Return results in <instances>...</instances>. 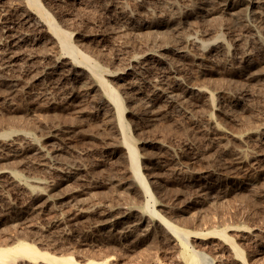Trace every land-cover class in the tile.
Instances as JSON below:
<instances>
[{
	"label": "rangeland",
	"instance_id": "1",
	"mask_svg": "<svg viewBox=\"0 0 264 264\" xmlns=\"http://www.w3.org/2000/svg\"><path fill=\"white\" fill-rule=\"evenodd\" d=\"M50 1L47 2L49 4L46 3V7L49 8L51 4V7L47 9L49 10V12L53 9L51 15L54 17L55 23L62 24L63 21L62 27L65 29L66 27L70 28V30H67L68 28L66 30L72 34L70 37V41L74 42H72V44H74L75 47L78 48V50L80 49V51L94 60L97 65L102 67V70L104 71L103 78L111 82L114 87L118 88V85L114 83L115 81L113 80V75L120 70L119 68L121 67V65L123 67L127 64V61L132 55L136 54V51H138L140 48H144V35L142 34V36L139 33L138 35L133 32L129 35L128 32H131L124 27L126 24V19L121 17V15L116 14L115 12H113V14L112 12H108L106 10L108 1L106 0H103V2L101 0H87V2H84V4H82L83 6H73L72 4L66 5V3L65 5L63 4L64 6L62 4H60L59 6V4L57 2H54V0L52 2ZM123 1L128 12H131L135 15L138 14V23H141V20L139 19H150V17L155 15L158 18H161L163 27L165 26V28L168 30L170 29L166 27V24L168 25V23L171 21L170 16L173 13L174 8H178L179 5L180 8L178 9H182V5H184L182 4V2H185V0H171V2H169L170 0H144L143 2L135 1L136 3H134V0ZM173 4H177V6H174ZM168 5L171 7H169ZM205 5L206 6L203 7V9L205 8V10H203L202 13L199 12V14L203 16L198 15V19H196V21L193 20L194 22L191 21L188 24H181L183 30L182 28L180 30L182 31V33H185L190 27L189 25L191 23H194V28L192 27V24L190 28H193L194 30L196 29L195 31L199 34L202 33V35H207L206 37H208V34L211 37L212 35H219L222 33L220 36L222 38H225V40H229L230 42L229 46L231 53L229 55V59H227L229 61L225 60V62L224 60H221L220 63H212L204 68L199 65L198 62H196V59L193 58V52L189 51L191 54V58L189 56V58L187 59L177 60V62H175L178 65H174H176V69L179 68L178 73L184 76V78L181 76L183 87L191 85H203L213 95L214 106L209 111H207L204 106L198 103L199 99H197L196 101L193 100L190 103H185L187 106L185 104L178 103L167 104L166 106L157 109V112H162L163 114L161 113V115L152 118L150 116V113L147 114L146 112H143L141 107H138V103H135L137 104V106L134 105L135 107H133V105L131 104V98H133V96L128 92V97L127 94H125L126 92L122 90L126 95L123 98L124 94L122 93L120 88H118L121 91L120 92L117 89L119 91L121 102L120 115L123 128L120 129V140L116 139L115 141L114 136L112 135L113 132H110L108 129L104 128V126L97 118L96 121L95 119H93L94 121L92 120L93 122H91V120L89 121L88 119H86L87 117L81 116L76 111V109H72L75 110V112L72 111L71 108H64V105L63 109L62 104H60V102L62 101L59 99H57V101H52V107L47 106L46 103L44 105L43 102H45L46 99L44 100V95L41 96L42 92L54 91L51 85L48 84L46 80H44L45 82H42V86L32 84L28 88H26V90L28 89L27 92L30 91V93L38 96V98H36L34 102L32 101V103L31 101L27 102V100L23 98L22 94H24L26 90L24 91L22 87L18 86L16 90H18L19 92L14 93L12 91V88L9 87V82L2 74L1 75L3 77H1L0 75V140L5 142L6 140L7 142L12 141L20 145L22 144L21 146H24L25 144L23 140L19 138H21L23 135H27L34 139L38 145L45 143L46 145L42 144L41 146L49 148L50 144L47 142V140L45 141L46 133H48L46 131H49L51 126H57L56 128L61 131L60 139H55L51 144V147L54 146L55 149L61 150L62 154L65 153L61 156V158L64 157L66 162H64L63 159L61 160L68 166H70L72 162H74L77 158V160H79V162L82 164V169L85 170L83 171L81 169V173L83 172L82 174L87 182L84 183L85 186L82 183L79 184V186L76 187V191L73 196L70 197L69 195L67 196L68 198L66 197L65 199H63V201L59 200L58 203L57 201H55V203L54 201H52L50 202V204L52 203L51 205L49 203H46L47 205H42L41 203H39L40 201H35L36 203L34 201H31L27 197L28 194L26 192H24L23 195V191L17 188V183L19 182L21 184H29L30 182L32 185L31 181L42 180L43 178L40 177L43 174L41 173V175L40 173L33 171L31 173L30 170H27V172H25V168L19 166L16 167V164L14 162L17 163V161H20L21 158H16L15 160H13L14 162L11 160L12 163L9 161L11 164L7 162L10 167H16L12 168V171L16 175L17 183L16 185L11 184L9 186V184L3 182L2 185V179L4 178L0 179V193H2L1 191H3V193L0 194V196H3L0 198V213L2 212L0 214V244H3L5 242L4 246L0 245V247L11 246L16 242L22 241L32 244L38 251L42 253H47L56 257H72L76 264H95V262H97L96 264H191L192 258L196 260V264H264V193L262 192L264 191V145L256 146V141L258 140V136L256 135V133L259 129H264V81H260L262 80V78L259 80H255L254 78L250 77L252 72L254 73L255 71L257 72V70L258 72L260 70H264V29L260 28L264 27V22H261L262 20L256 19V17H254L253 19L252 14L249 15L246 9H244L243 11H241L240 9L239 11L236 10L237 13L241 11L240 19L239 21H236L235 18L232 19L228 15V10L223 11L220 8L218 2H216L215 0H210L209 3ZM144 8H146V10H149V14L147 12H144ZM150 11L152 12V14L150 13ZM167 12L168 14L166 15ZM212 15L214 16L212 17ZM62 18L65 20L66 24L64 23V20ZM58 19H60V22L58 21L59 23L57 22ZM180 21L181 23L183 22L182 20ZM185 25H187L188 28ZM166 29L163 30L165 31V33L169 32L166 33V35L168 34L169 37L172 36L171 38H174V41H171L172 39H170L169 42L171 41V44H175V35L172 34V32L167 31ZM252 30L253 32L259 34V41L253 40L250 36L249 32H251ZM227 31L230 33L231 37H229L230 35ZM79 34H86L88 36V39L82 40V38L79 37ZM125 34H127V36ZM136 36H138L139 39ZM157 37L156 40H158L159 38ZM128 42L135 44L132 45ZM241 46H245L244 49H249V53L251 50L252 56L250 55V61H247L249 63L246 64L248 66H246V69L238 68V64L236 63V59L239 57ZM231 48H233V50ZM28 51L25 52V57L27 56L26 58H28V56L31 57L30 54L32 55V53L35 52L33 50H30L32 53L29 54L30 51ZM31 60L36 61V59ZM178 61H180L181 63ZM124 62L126 63L124 64ZM149 63L150 64L148 65L147 63L146 66L150 72H156L160 70V65L156 64L154 61H151ZM153 67H156L155 70ZM117 68L119 70H117ZM238 71H240V73ZM139 83H142V81ZM74 91L76 95H79H77L78 97H80L82 100H86L84 104L87 108L83 107L84 110H87L86 112L88 113L93 111L91 108L92 105H90L89 101H87L90 100L88 93H85V91L80 89H75ZM39 93L41 94L39 95ZM126 97H128L129 99ZM217 104L219 106H217ZM233 104H235V107L232 106ZM131 105L135 109L136 113L132 111L133 108L131 107ZM204 109L207 111V113L206 111H204ZM138 111L143 112L145 115H142L143 113L140 114V112ZM45 115L46 117L45 119H43ZM206 115L207 117H205ZM113 117V120L115 121L117 118L116 115H114ZM1 118H4L5 123ZM74 118L76 121L74 120ZM205 119L206 121L210 120L211 123L217 128V130H219L218 134L215 133L213 135L210 133H201V129L208 130L209 128L208 126H206L207 123L205 122ZM11 120L13 122H11ZM41 120L43 124L41 123ZM152 120L153 122H150ZM19 123L20 125H18ZM151 123L154 125H152ZM24 125L26 128H24ZM88 125L89 127H87ZM66 127L71 133H69L67 129H65ZM246 128L249 129L246 130ZM64 130H66L67 132ZM208 132L210 131L208 130ZM260 132L263 133L264 131ZM62 133L65 136H63ZM97 134L98 136H95ZM42 136L44 139H42ZM12 137L18 139L16 140ZM232 137H234L235 139ZM254 137H256V139ZM19 140H21L22 142H19ZM56 141H58L59 145ZM114 141L115 144H113ZM254 141L256 144L254 143ZM61 144L64 145L62 146ZM126 144L131 145L133 147V151L136 154L137 170H134L132 165H127V172H125L124 170L123 171L128 174L135 173L141 178V181L136 179L132 180L134 181V183L133 188L130 190H125L124 187L116 186V181L118 180L117 178H119V176L124 173L121 170L122 164L120 163H122V161L121 158L118 157V155L112 156V154H110V152H121L123 148L127 147ZM156 146H158L159 148ZM66 147H68V150L66 149ZM22 148L26 149V145ZM120 148L122 149L119 150ZM161 148L164 149L162 150ZM165 151L169 157L166 153H164ZM162 152L164 153V155L161 156L160 153ZM165 154L168 159L166 157H163L165 156ZM177 154H180L182 157L180 158V155ZM240 154L242 156H240ZM147 156H149V158ZM68 158L70 159L68 160ZM154 158L155 160H153ZM156 159L160 160L156 161ZM3 163L0 162V164L3 165L2 167L8 165L6 162ZM235 164L237 166H235ZM170 165L174 166L171 167ZM165 166H168V169L170 167L172 169L168 170ZM100 171L102 172L100 173ZM143 173H145L147 176H145V174ZM86 177L88 178V181ZM248 180L254 183V185L250 189L245 185ZM148 182L152 183V185ZM7 185L10 188L12 186V188H9L10 190H8V188H6L8 187ZM143 185L147 189L146 192L142 188ZM199 185L211 186L209 190L210 192L208 191V197L203 198L196 196L195 191L199 189ZM232 188H237V191L232 192ZM33 189L37 192L48 194L47 191L41 188H37L36 186H34ZM61 189L62 191L64 190V188L61 187L56 189V192L52 193L60 194L59 191L61 192ZM20 191L22 194L20 193ZM20 195H22V198L24 197L25 200L24 198L21 199ZM6 197L7 199H5ZM4 199L6 201H9L7 203L10 204L9 207H12L8 208L9 210L4 207V205L7 204ZM15 200H17L18 202ZM23 200L30 201L27 203H31L33 206L36 205L35 207H38L39 209H44V212H41L42 214H40L38 217L34 216L32 220V215H28V220L25 219L26 217L23 218L24 220L22 218H18L16 214L18 212L17 209L20 206L17 205H19V203H21ZM119 202L120 204H118ZM12 204H14L15 207ZM55 204L59 206H56ZM47 206L49 207L48 209H46ZM119 206H125L126 209H135L134 214L127 215V217L129 218H127V220H129L127 222L128 224L131 225L133 222L136 223V220L138 218L143 219L140 231H136V235L130 237V239L125 238L120 234V231H122L121 227L116 228L114 232L112 230L109 231V229L107 230L98 226V223H100L98 221L104 220V218H102V214H105L108 211L117 212V210L121 208ZM157 208L160 210H158ZM126 209L121 208L120 212H124ZM3 210H7V212H4ZM137 210L139 213L137 212ZM12 217H16L15 220ZM53 217L58 218L55 219ZM59 218L62 221L61 226H63L58 227L64 230H68L69 232L67 234L66 231V234L64 236L62 235V233L60 234V229L54 230V228H58L55 226L54 222L59 221ZM20 222H22L21 224H24L21 225ZM157 223H159L160 225ZM164 223L171 225L177 231H179L182 235L181 238H178L174 233L173 237L165 234L162 229V225ZM6 224H8V226ZM13 225H16V227H14ZM72 226L74 227V229ZM40 229L42 233L39 232ZM143 229H145V233L142 232ZM255 235L256 238H254ZM167 236L169 238H167ZM7 242L8 245L6 244ZM228 244H232L234 246L233 250H226ZM249 248L251 250H248ZM229 252H231L232 254ZM217 256H221L222 258L220 257L219 259V257L217 258ZM16 262H13L11 264H47L43 261H40L41 263H38L39 261L33 262L23 259H19V262Z\"/></svg>",
	"mask_w": 264,
	"mask_h": 264
},
{
	"label": "bare ground",
	"instance_id": "2",
	"mask_svg": "<svg viewBox=\"0 0 264 264\" xmlns=\"http://www.w3.org/2000/svg\"><path fill=\"white\" fill-rule=\"evenodd\" d=\"M50 1V0H0V75L2 74L5 79L9 82V87L12 88V91L14 93H18L19 91L16 90V88L18 86L22 87V89L25 91L26 88H28L30 85L34 84V85H41L42 82L44 80H46L48 82V84L51 85V87L53 88L54 91L52 92H42L39 93V95L41 94V96H45L44 100L46 99L44 103H46L47 106H51L52 107V101L59 99L62 102H60V104H62V108L64 105V108L69 109H76V111L84 117H87L86 119H88L89 121L91 120V122H93L96 118L100 121V123L104 126V128L108 129L110 132H113V136L114 139L116 141V139H119V135H120V129L123 128V124H122V119H121V115H120V108H121V102H120V97H119V91L123 90L125 91L127 94L128 92L133 96V98H131V104L133 105V107L137 106L138 103V107H141L143 112H146L147 114L150 113L151 117H157L159 115H161L162 112H157L158 108H162L163 106H166L167 104H172V103H178V104H185V103H190L193 100H197L199 99V102L202 106L205 107V109L207 111L211 110V108L214 106V102H213V95L202 85H198V86H182V78L181 76L184 78L183 75L178 73V69H176V62L177 60H184L191 58V54L190 52H193V58L196 59V62H198L199 65H201L202 67H206L207 65H210L212 63H217L221 60H227L229 59V55L231 53L230 51V42L229 40H225V38H222L219 35H212L211 37L208 34V37H206L207 35H202L199 34L198 32H196L193 28H194V23L192 24L193 28L191 27V24L189 25L190 27L188 28L187 25H185L188 30L185 33H182V31L180 30L181 24H188L191 21L194 22L193 20L196 21V19H198V15L199 12L202 13L203 10H205V8L203 9V7H205V4H208L210 0H185V2L182 4V9H178L180 8L178 5V8H174L173 13L169 14L171 21L168 23V25L166 24V27H168L170 30L166 29L165 26L163 27L162 24V20L161 18H158L157 16L153 15L152 17H150V19H139L141 20V23H138V14H133L131 12H128V10L125 8L126 6L124 5V1L123 0H106L108 1V5L106 10L108 12H115L116 14L121 15V17L126 19V24H125V28L127 30H129L131 33L128 32V34H132L136 33V34H143V39H144V48H140L138 51H136V54L132 55L130 57V59L127 61V64L125 66L121 67L117 70L114 75H113V81L114 83H116L118 86V88H120V90L116 87H114L112 85L111 82L105 80L103 78V70L102 67H100L99 65H97V63L92 60L88 55L84 54L82 51H80V49L78 50V48L75 47L74 44H72V42L70 41V37H71V33H69L67 30H70V28L66 27L63 28L62 24L59 23L60 19L57 20V22L60 24H56L55 23V19L54 17L51 15L52 10H50L49 12V8L51 7H46V3ZM53 1V0H52ZM50 1V2H52ZM103 2V0H101ZM135 1H144V0H134V3H136ZM149 1V0H148ZM147 1V2H148ZM161 1V0H160ZM159 1V2H160ZM175 1V0H174ZM216 2H218L220 8L224 11V10H228V15L233 19L235 18L236 21H239L240 19V12L243 11L244 9H246L248 12V14H252L253 19L254 17H256V19L262 20L261 22H264V0H215ZM247 1V2H246ZM54 2H57L60 6V4H72L73 6H80L82 4H84V2H87V0H54ZM105 2V1H104ZM163 2V1H162ZM161 2V3H162ZM171 2V0L169 1ZM141 3V2H139ZM164 3V2H163ZM174 3V2H173ZM179 3V2H178ZM49 4V3H47ZM91 4V3H90ZM171 4V3H170ZM55 5V3H54ZM63 5V6H64ZM71 5V6H72ZM104 5V4H103ZM144 5V4H143ZM146 5V3H145ZM174 5V4H173ZM57 6V5H56ZM83 6V5H82ZM161 6V4H160ZM169 6V5H168ZM174 6H177V4H175ZM218 6V5H217ZM147 7V6H146ZM149 7V6H148ZM163 7V6H162ZM171 7V6H169ZM211 7V6H210ZM48 8V9H47ZM103 8V6H102ZM132 8V7H131ZM165 8V7H163ZM62 9V8H61ZM79 9V8H78ZM95 9V8H94ZM143 9V8H142ZM141 9V10H142ZM153 9V8H152ZM166 9V8H165ZM169 9V8H168ZM172 9V8H171ZM239 9L241 10L239 13H237L236 10L239 11ZM56 10V9H55ZM138 10V9H137ZM157 10V9H156ZM170 10V9H169ZM216 11V10H215ZM218 11V10H217ZM144 12L149 14V10H146V8H144ZM165 12V11H164ZM208 12V11H207ZM150 13L152 14V12L150 11ZM156 13V12H155ZM158 13V12H157ZM204 13V12H203ZM227 13V12H226ZM244 13V12H242ZM101 14V13H100ZM140 14V13H139ZM142 14V13H141ZM168 14V12L166 13V15ZM205 14V13H204ZM221 14V13H220ZM58 15V14H57ZM158 15V14H156ZM161 15V14H160ZM159 15V16H160ZM242 15V14H241ZM59 16V15H58ZM57 16V18H58ZM203 16V15H200ZM214 15H212L213 17ZM163 17V16H162ZM219 17V16H217ZM244 17V16H241ZM251 17V16H249ZM61 18V16H60ZM200 18V17H199ZM63 19V18H62ZM208 19V18H207ZM211 19V18H210ZM221 19V18H220ZM227 19V18H225ZM234 19V20H235ZM64 20V19H63ZM118 20V19H117ZM167 20V19H166ZM182 20L183 22L181 23ZM216 20V19H215ZM229 20V19H228ZM227 20V21H228ZM67 21V20H66ZM69 21V20H68ZM165 21V20H164ZM199 21V20H198ZM203 21V20H202ZM213 21V20H212ZM219 21V20H218ZM257 22V20H256ZM64 23L66 24L65 20ZM78 23V22H77ZM164 23V22H163ZM200 23V22H199ZM212 23V22H211ZM234 23V22H233ZM255 23V21H254ZM123 24V23H122ZM196 24V22H195ZM232 24V23H231ZM261 24V23H260ZM75 25V24H74ZM214 26V25H213ZM217 26V25H216ZM230 26V25H229ZM242 26V25H241ZM263 26V24H262ZM184 27V26H183ZM218 27V26H217ZM259 27V26H258ZM196 28V27H195ZM199 28V27H198ZM228 28V27H227ZM244 28V27H243ZM261 29H264V27H260ZM87 29V28H86ZM111 29V28H110ZM121 29V28H120ZM164 29H166L167 31L172 32V34L175 35V44H171V41H174L171 37H169V35L166 32L163 31ZM230 29V28H229ZM260 29V30H261ZM73 30V29H72ZM180 30V31H179ZM183 30V28H182ZM254 30V29H253ZM253 30L251 32H249L250 36L252 37L253 40L259 41V34L256 32H253ZM106 31V30H105ZM113 31V30H112ZM163 31V32H162ZM86 32V31H85ZM90 32V31H89ZM121 32V30H120ZM228 32V31H227ZM261 32V31H260ZM125 33V32H124ZM127 33V32H126ZM229 33V32H228ZM263 33V32H262ZM261 33V34H262ZM106 34V33H105ZM123 34V33H122ZM138 34V35H139ZM160 34V35H157ZM215 34V33H214ZM264 34V33H263ZM127 36V34H125ZM134 35V34H133ZM132 35V36H133ZM230 35V33H229ZM239 35V34H238ZM243 35V34H242ZM75 36V35H74ZM77 36V35H76ZM159 38H158V37ZM248 36V35H247ZM79 37L85 40L88 39V36L85 34H79ZM130 37V36H129ZM134 37V36H133ZM138 37V36H136ZM135 37V38H136ZM141 37V36H140ZM156 37L158 38V40H156ZM205 37V38H204ZM231 37V35L229 36ZM79 38V39H80ZM246 38V37H245ZM78 39V38H77ZM125 39V38H124ZM139 39V37H138ZM172 39L170 42L169 40ZM234 39V38H233ZM239 39V38H238ZM244 39V38H242ZM129 40V39H128ZM127 40V41H128ZM131 40V39H130ZM235 40V39H234ZM233 40V42H234ZM246 40V39H245ZM78 42V41H77ZM142 42V41H141ZM241 42V41H240ZM74 43V42H73ZM84 43V42H83ZM90 43V42H89ZM131 43V42H128ZM173 43V42H172ZM132 44V43H131ZM135 44V43H134ZM132 44V45H134ZM235 44V43H233ZM241 44V43H240ZM239 44V45H240ZM244 44V43H243ZM82 45V44H81ZM88 45V44H87ZM140 45V44H139ZM79 46V45H78ZM232 46V44H231ZM238 46V45H237ZM236 46V47H237ZM246 46V44H245ZM244 46V47H245ZM250 46V45H249ZM80 47V46H79ZM95 47V46H94ZM132 47V46H131ZM244 47L241 46L240 49V53H239V57L236 59V63L238 64V68L246 69V64L249 63L247 62L249 60V57L251 55V50L249 53V49L247 50L244 49ZM251 47V46H250ZM90 48V47H89ZM127 49V48H126ZM233 50V48H231ZM30 50H33L35 52H29ZM29 52L32 53V55L30 54L31 57L28 56V58L25 57V52ZM99 51V50H98ZM134 51V50H133ZM190 51V52H189ZM88 53V52H86ZM92 53V52H91ZM234 53V52H233ZM90 54V53H88ZM102 54V53H101ZM237 54V53H236ZM27 55V54H26ZM107 55V54H106ZM252 56V55H251ZM40 57V58H39ZM39 58V59H38ZM96 58V57H95ZM99 58V57H98ZM108 58V57H107ZM31 59H36V61H32ZM38 59V60H37ZM127 59V58H126ZM107 60V59H106ZM124 60V59H123ZM154 61L156 64L160 65V70L156 71V72H150L149 69L147 68V63L148 65L150 64L149 62ZM176 61V62H175ZM222 61V62H224ZM229 61V60H227ZM250 61V60H249ZM106 62V61H105ZM119 62V61H118ZM121 62V61H120ZM180 62V61H178ZM226 62V61H225ZM126 62H124L125 64ZM181 63V62H180ZM229 63V62H228ZM232 63V61H231ZM235 63V64H236ZM104 64V63H103ZM116 64V63H115ZM176 64V65H174ZM188 64V63H186ZM118 65V64H117ZM232 65V64H231ZM234 65V64H233ZM109 66V65H108ZM111 66V65H110ZM119 66V65H118ZM153 66V65H152ZM151 66V67H152ZM184 66V64H183ZM182 66V67H183ZM191 66V65H190ZM149 67V66H148ZM248 67V66H247ZM154 70L156 67H153ZM158 68V67H157ZM116 69V68H115ZM152 69V68H151ZM159 69V68H158ZM156 69V70H158ZM202 69V68H201ZM263 69V68H262ZM153 70V69H152ZM183 70V69H182ZM206 70V69H204ZM239 70V69H238ZM111 72V71H110ZM184 72V71H183ZM201 72V71H200ZM240 73V71H238ZM242 72V71H241ZM108 73V72H107ZM205 74V73H204ZM203 74V75H204ZM1 75V77H3ZM250 75V72H249ZM106 77V76H104ZM246 77V76H245ZM250 77L256 79H261L260 81H264V70L263 71H259L257 70V72L255 71L254 73L252 72ZM226 78V77H225ZM217 79V78H216ZM233 80V79H232ZM142 83H139L141 82ZM185 81V80H184ZM222 81V80H221ZM45 82V81H44ZM233 82V81H232ZM246 82V81H245ZM235 83V82H234ZM188 84V83H187ZM239 84V83H238ZM254 84V83H253ZM259 84V83H257ZM213 85V84H212ZM228 85V84H227ZM42 86V85H41ZM226 86V85H225ZM234 86V84H233ZM238 86V85H237ZM242 86V85H241ZM259 86V85H258ZM33 87V86H32ZM37 87V86H36ZM227 87V86H226ZM216 88V87H215ZM239 88V87H238ZM245 88V87H243ZM261 88V87H260ZM35 89V88H34ZM40 89V87H39ZM47 89V88H46ZM80 89L85 91V93H88L90 100L89 101L91 108L93 111L91 112H86L84 110L83 107H85L86 105L84 104V102L86 101L85 99L82 100L80 97H78L75 94L74 90ZM119 91H118V90ZM230 89V88H229ZM10 90V89H9ZM22 90V91H23ZM28 90V89H27ZM24 92L23 98L25 100H27V102L29 101H33L38 98V96H36L33 93L29 92ZM21 91V92H22ZM41 91V90H40ZM51 91V90H50ZM80 91V92H83ZM120 91V92H121ZM122 91V93H123ZM77 92V91H76ZM2 93V92H1ZM128 93V94H129ZM13 94V93H12ZM38 94V93H37ZM124 94V93H123ZM123 95L124 96L126 95ZM127 94V96H128ZM216 94V93H215ZM87 95V96H88ZM122 95V94H121ZM8 96V95H7ZM81 96V95H80ZM85 96V95H84ZM86 96V97H87ZM215 96V95H214ZM218 96V95H217ZM129 97V96H128ZM126 97V98H128ZM220 97V96H219ZM14 98V97H13ZM41 98V97H40ZM218 98V97H216ZM1 99V98H0ZM129 99V98H128ZM234 99V98H233ZM43 100V99H42ZM125 100V99H124ZM128 101V100H127ZM130 101V100H129ZM135 101V102H134ZM230 101V100H229ZM32 102V103H33ZM126 103V102H124ZM134 103V104H133ZM235 103V102H234ZM28 104V103H27ZM40 104V103H39ZM59 104V103H58ZM129 104V103H128ZM216 104V103H215ZM84 105V106H83ZM131 105V107H132ZM135 105V106H134ZM186 105V104H185ZM231 105V104H230ZM235 104H233L232 106H234ZM244 105V104H243ZM40 106V105H39ZM182 106V105H181ZM187 106V105H186ZM197 106V105H195ZM199 106V105H198ZM217 106H219L217 104ZM43 107V106H42ZM90 107V106H89ZM129 107V105H128ZM132 107V108H133ZM63 108V109H64ZM87 108V107H85ZM123 108V106H122ZM168 108V107H167ZM137 109V107H136ZM140 109V108H139ZM204 109V111H206ZM58 110V109H57ZM130 110V109H129ZM141 110V111H142ZM64 111V110H63ZM75 111V110H72ZM71 111V112H72ZM75 111V112H76ZM134 113L135 109L133 108ZM206 111V113H207ZM215 111V110H213ZM140 112V111H138ZM143 112H140V114H142ZM192 112V111H190ZM231 112V111H230ZM240 112V111H239ZM69 113V112H66ZM227 113V112H226ZM56 114V113H55ZM163 114V113H162ZM65 115V113H64ZM116 115V120H113V116ZM134 115V114H133ZM139 115V114H138ZM137 115V117H138ZM142 115H145L144 113ZM237 115V114H236ZM70 116V115H69ZM73 116V115H72ZM227 116V115H226ZM46 115L44 116L43 119H45ZM52 117V116H51ZM56 117V116H55ZM74 117V116H73ZM141 117V116H140ZM207 117V115L205 116ZM18 118V117H17ZM49 118V117H48ZM53 118V117H52ZM72 118V117H71ZM77 118V117H76ZM177 118V117H176ZM181 118V117H180ZM230 118V117H229ZM234 118V117H232ZM2 119V118H1ZM9 119V117H8ZM41 119V118H40ZM47 119V118H46ZM59 119V118H58ZM68 119V118H67ZM73 119V118H72ZM178 119V118H177ZM209 119V118H208ZM4 121V118L2 119ZM21 120V119H20ZM50 120V119H49ZM54 120V119H53ZM60 120V119H59ZM63 120V119H62ZM75 120V118H74ZM93 120V121H92ZM143 120V119H142ZM261 120V119H260ZM17 121V120H16ZM22 121V120H21ZM25 121V120H24ZM44 121V120H43ZM69 121V120H68ZM76 121V120H75ZM85 121V120H84ZM98 121V123H99ZM163 121V120H162ZM254 121V120H253ZM11 122H13L11 120ZM57 122V120H56ZM61 122V121H60ZM72 122V121H71ZM74 122V121H73ZM150 122H153L150 121ZM149 122V123H150ZM205 122L207 123L206 126H208V130L210 132H208V130L206 129H201V133L203 134H218L217 128L211 123L210 120L205 119ZM5 123V121H4ZM15 123V122H14ZM42 123V120H41ZM48 123V122H47ZM80 123V122H78ZM96 123V122H95ZM135 123V122H134ZM148 123V122H147ZM205 123V124H206ZM251 123V122H250ZM8 124V123H7ZM17 124V123H16ZM38 124V123H37ZM43 124V123H42ZM56 124V123H55ZM62 124V123H61ZM64 124V123H63ZM152 124V123H151ZM263 124V123H262ZM20 125V123L18 124ZM26 125V124H25ZM24 125V128H26ZM36 125V124H35ZM72 125V124H71ZM97 125V124H96ZM101 125V126H102ZM150 125V124H149ZM154 125V124H152ZM257 125V124H256ZM13 126V125H12ZM43 126V125H42ZM93 126V125H92ZM100 126V124H99ZM159 126V125H158ZM252 126V125H251ZM14 127V126H13ZM38 127V126H36ZM45 127V126H44ZM55 127V126H54ZM53 126H51V128L49 129V131H46L48 133H46V139L47 142L50 144L49 148H45V146H41L42 144L44 145L45 143H42L40 145H38L34 139H32L31 137L27 136V135H23L21 138L24 144L26 145V149L22 148L24 146H21L20 144H17L15 142H6L0 140V162H8V163H12L13 160H15L16 158H21L20 161L18 160L17 163L14 162L16 164V167H22L25 168L27 172V170H30L31 173L33 172H38V173H42L40 176V178H43L42 180H32V185L36 186L37 188H41L45 191L48 192V194H43L41 192H37L35 191L33 188L34 186L31 185V183L29 182V184L26 183H17V178L15 173L12 171V168L14 167H10L9 164L2 167L4 165H1L0 168V179H2V185L3 182H5L6 184H9V186L11 184H15L17 183V188H19L21 191H23V195L24 192H26L28 195L27 197L31 200V201H40L39 203H41L42 205L49 203L54 201H58L65 199L67 196L70 195L73 196V194L76 191V187L79 186V184H84L86 182V179L83 176V172L81 173L82 169V164L79 162V160H76L74 162H72V164L70 166H68L65 161V158L61 156L65 153L62 154V151L59 149H55L54 146L51 147V144L54 142L55 139H60V133L61 131L58 130L56 127L54 128ZM60 127V126H59ZM65 127V126H64ZM80 127V126H79ZM89 127V125L87 126ZM85 127V128H87ZM94 127V126H93ZM120 127V128H119ZM153 127V126H152ZM151 127V128H152ZM10 128V126H9ZM12 128V127H11ZM61 128V127H60ZM72 128V127H71ZM91 128V127H90ZM98 128V127H97ZM103 128V127H102ZM103 128V129H104ZM186 128V126H185ZM203 128V126H202ZM21 129V128H20ZM28 129V128H27ZM32 129V128H31ZM41 129V128H40ZM46 129V128H45ZM62 129V128H61ZM67 129V127L65 128ZM79 129V128H78ZM83 129V128H82ZM150 129V128H149ZM164 129V128H163ZM249 128H246V130ZM255 129V127H254ZM43 130V129H42ZM41 130V131H42ZM63 130V129H62ZM186 130V129H185ZM44 131V130H43ZM42 131V132H43ZM66 131V130H64ZM63 131V132H64ZM67 131L69 132V130L67 129ZM66 131V132H67ZM105 131V130H104ZM103 131V132H104ZM107 131V130H106ZM148 131V130H147ZM260 131H264V129H259L256 133L257 137V145H264V132L261 133ZM76 132V131H75ZM83 132V131H82ZM88 132V131H87ZM164 132V131H163ZM172 132V131H171ZM71 133V132H69ZM74 133V132H73ZM181 133V132H180ZM221 133V132H220ZM223 133V132H222ZM63 134V133H62ZM61 134V135H62ZM67 134V133H66ZM111 134V133H110ZM167 134V133H166ZM209 134V135H210ZM255 134V133H254ZM43 135V134H42ZM45 135V133H44ZM71 135V134H70ZM106 135V134H105ZM183 135V134H182ZM221 135V134H220ZM229 135V134H228ZM247 135V134H246ZM253 135V134H252ZM255 135V136H256ZM39 136V135H38ZM63 136H65L63 134ZM76 136V135H75ZM95 136H98L95 135ZM165 136V135H164ZM226 136V135H224ZM249 136V135H248ZM251 136V135H250ZM18 137V136H17ZM74 137V136H73ZM82 137V136H81ZM108 137V136H107ZM110 137V136H109ZM175 137V136H174ZM221 137V136H220ZM228 137V136H226ZM231 137V136H230ZM243 137V136H242ZM241 137V138H242ZM14 138V137H12ZM62 138V136H61ZM88 138V137H87ZM104 138V137H103ZM140 138V137H139ZM176 138V137H175ZM202 138V137H201ZM234 138V137H232ZM251 138V137H250ZM256 139V137H254ZM253 138V139H254ZM16 139V138H14ZM18 139V138H17ZM16 139V140H17ZM42 139L43 136H42ZM41 139V140H42ZM113 139V138H110ZM163 139V138H162ZM235 139V138H234ZM238 139V138H237ZM252 139V138H251ZM254 139V140H255ZM63 140V139H62ZM117 140V141H118ZM132 140V139H131ZM146 140V139H145ZM192 140V139H191ZM190 140V141H191ZM231 140V139H230ZM244 140V139H243ZM21 140H19L20 142ZM44 141V142H45ZM115 141L113 142V144H115ZM18 142V141H17ZM22 142V141H21ZM58 143V141H56ZM246 142V140H245ZM253 142V141H251ZM255 143V141H254ZM255 143V144H256ZM48 144V145H49ZM55 144V143H54ZM112 144V143H110ZM117 144V142H116ZM158 144V143H157ZM46 145V144H45ZM57 145V144H56ZM55 145V146H56ZM59 145V143H58ZM57 145V146H58ZM62 145V144H61ZM60 145V146H61ZM64 145V144H63ZM62 145V146H63ZM170 145V144H169ZM72 146V145H71ZM126 148H123V150H121L122 148H120L119 150H121V152H110V154H112V156L118 155L119 158H121L122 163V171L124 170L125 172H127V165L129 166H133L134 170H137V166H136V154L133 151V147L129 144H126ZM162 146V145H161ZM253 146V145H252ZM73 147V146H72ZM75 147V146H74ZM158 147V146H156ZM262 147V146H261ZM57 148V147H56ZM119 148V147H118ZM159 148V147H158ZM66 149L68 150V147H66ZM65 149V150H66ZM112 149V148H111ZM115 149V148H114ZM162 149V148H161ZM164 149V148H163ZM162 149V150H163ZM166 149V148H165ZM222 149V147H221ZM226 149V148H225ZM26 150V151H25ZM64 150V151H65ZM167 150V149H166ZM111 151V150H110ZM123 151V152H122ZM146 151V150H145ZM223 151V149H222ZM227 151V150H226ZM66 152V151H65ZM159 152V150H158ZM169 152V151H167ZM171 152V150H170ZM71 153V152H70ZM75 153V152H73ZM163 153V152H162ZM164 155V153H166V151L162 154ZM236 153V151H235ZM239 153V152H238ZM152 154V153H151ZM167 154V153H166ZM165 156L163 157H166ZM176 154V153H175ZM185 154V153H184ZM183 154V155H184ZM159 155V154H157ZM180 155V154H177ZM239 155V154H238ZM72 156V155H71ZM152 156V155H151ZM155 156V155H154ZM168 156V154H167ZM171 156V155H170ZM240 156H242L240 154ZM77 157V156H76ZM149 158V156H147ZM169 157V156H168ZM172 157V156H171ZM182 156L180 155V158ZM237 157V154H236ZM72 158V157H71ZM74 158V157H73ZM83 158V157H82ZM111 158V157H110ZM152 158V157H151ZM157 158V157H156ZM159 158V157H158ZM167 158V157H166ZM174 158V157H173ZM179 158V156H178ZM203 158V157H202ZM209 158V157H208ZM63 159L64 162L61 160ZM70 158H68L69 160ZM165 159V158H164ZM168 159V158H167ZM166 159V160H167ZM172 159V158H169ZM184 159V158H183ZM200 159V158H199ZM237 159V158H236ZM242 159V157H241ZM12 160V161H11ZM81 160V159H80ZM144 160V159H143ZM151 160V159H149ZM155 160V158L153 159ZM160 159H156V161H159ZM163 160V159H162ZM3 161V162H2ZM10 161V162H9ZM72 161V160H71ZM120 161V162H121ZM240 161V160H238ZM83 162V160H82ZM142 162V161H141ZM167 162V161H166ZM5 163V164H6ZM10 163V164H11ZM96 163V162H95ZM119 163V162H118ZM153 163V162H152ZM156 163V162H155ZM154 163V164H155ZM159 163V162H158ZM174 163V162H173ZM236 163V162H235ZM14 164V165H15ZM88 164V163H87ZM98 164V163H97ZM141 164V163H140ZM161 164V162H160ZM159 164V165H160ZM164 164V163H163ZM166 164V163H165ZM89 165V164H88ZM167 165V164H166ZM215 165V164H214ZM219 165V164H218ZM121 166V165H120ZM171 166V165H170ZM174 166V165H173ZM171 166V167H173ZM225 166V165H224ZM235 166H237L235 164ZM15 167V168H16ZM142 167V166H141ZM166 167V166H165ZM169 169H172V168ZM144 168V167H143ZM161 168V167H160ZM168 169V166L166 167ZM177 168V167H176ZM223 168V167H222ZM24 169V170H25ZM82 169V170H81ZM119 169V170H120ZM165 169V168H164ZM166 169V170H167ZM168 169V170H169ZM18 170V169H16ZM20 170V169H19ZM108 170V168H107ZM145 170V169H144ZM28 171V172H30ZM85 171V170H83ZM91 171V170H90ZM123 171V172H124ZM182 171V170H181ZM230 171V170H229ZM94 172V171H93ZM102 171H100L101 173ZM123 173L121 174L120 171V176L119 178H117L116 186L119 187H124L125 190H130L133 188V183L134 179L141 181V178L139 176H137V174L135 173ZM167 172V171H166ZM165 172V173H166ZM178 172V171H177ZM183 172V171H182ZM222 172V171H221ZM98 173V172H97ZM130 173V172H129ZM164 173V172H163ZM91 174V173H90ZM145 174V173H143ZM228 174V173H227ZM29 175V174H28ZM32 175V174H31ZM82 175V176H81ZM88 175V174H86ZM85 175V176H86ZM96 175V174H95ZM150 175V174H149ZM30 176V175H29ZM39 176V175H38ZM145 176H147L145 174ZM202 176V175H201ZM96 177V176H95ZM87 178V177H86ZM149 178V177H147ZM114 179V178H113ZM4 180V181H3ZM90 180V179H89ZM112 180V179H111ZM207 180V179H206ZM253 180V179H252ZM88 181V178H87ZM150 181V180H149ZM153 181V179H152ZM196 181V180H195ZM151 182V181H150ZM148 182L149 184L152 185V183ZM4 183V185H5ZM87 183V182H86ZM94 184V183H93ZM113 184V183H112ZM187 184V183H186ZM1 185V186H2ZM154 185V184H153ZM202 185V184H201ZM249 189L254 185V183L250 180L247 181V183L245 184ZM8 186V185H7ZM6 187L8 188V190H10L12 188L10 187ZM85 186V184H84ZM200 186V185H199ZM239 186V185H238ZM3 187V186H2ZM15 187V186H14ZM13 187V188H14ZM33 187V188H32ZM64 188V190L61 192L59 191L60 194H53L52 192H56L58 188ZM109 187V186H108ZM114 187V186H113ZM136 187V186H135ZM157 187V186H156ZM10 188V189H9ZM16 188V187H15ZM82 188V187H81ZM143 190L146 192V187L143 185L142 186ZM153 188V187H152ZM187 188V187H186ZM211 186H200L199 189L197 191H195L196 196L198 197H208V193L210 192ZM245 188V187H244ZM31 189V190H30ZM80 189V187H79ZM106 189V188H105ZM190 189V188H189ZM213 189V188H212ZM257 189V188H256ZM2 190V189H1ZM7 190V189H6ZM5 190V191H6ZM15 190V189H14ZM56 190V191H55ZM116 190V189H115ZM124 190V191H125ZM136 190V189H135ZM194 190V189H193ZM18 191V190H16ZM20 191V193H21ZM78 191V189H77ZM81 191V190H80ZM138 191V190H137ZM209 191V192H208ZM232 192H236L237 188H232L231 190ZM3 193V191H1ZM264 193V191H262ZM0 193V194H2ZM19 193V194H20ZM79 193V192H78ZM76 193V194H78ZM162 193V192H161ZM192 193V192H191ZM256 193V192H255ZM262 193V194H263ZM18 194V195H19ZM22 194V193H21ZM5 195V194H4ZM12 195V194H11ZM123 195V194H122ZM157 195V194H156ZM234 195V194H233ZM255 195V194H254ZM264 195V194H263ZM15 196V195H14ZM21 199L22 198V195ZM75 196V195H74ZM192 196V195H189ZM238 196V195H237ZM3 196H0V198ZM16 197V196H15ZM26 197V198H27ZM121 197V196H120ZM135 197V196H134ZM133 197V198H134ZM145 197V196H144ZM10 198V196H9ZM68 198V197H67ZM81 198V197H80ZM142 198V197H141ZM163 198V197H162ZM161 198V199H162ZM243 198V197H242ZM241 198V199H242ZM7 199V197L5 198ZM4 199V200H5ZM16 199V198H15ZM145 199V198H144ZM3 200V199H2ZM25 200V198H24ZM19 201L21 203H19V205H17L15 202V204L17 206H20L17 210V217L18 218H25L26 220H28V215H32L33 217L31 218V220L34 218V216L38 217L40 214H42L41 212H44V209L42 208H38L35 207L36 205H32L31 203H27L30 201ZM77 200V199H75ZM6 201V200H5ZM11 201V200H10ZM17 201V200H15ZM68 201V200H67ZM80 201V200H78ZM113 201V200H112ZM165 201V200H164ZM4 202V201H3ZM9 201H6V203ZM18 202V201H17ZM72 202V201H71ZM74 202V201H73ZM77 202V201H76ZM75 202V203H76ZM141 202V201H140ZM167 202V201H166ZM36 203V202H35ZM61 203V202H60ZM66 203V202H65ZM73 203V204H75ZM108 203V202H107ZM52 204V203H51ZM50 204V205H51ZM62 204V203H61ZM67 204V203H66ZM69 204V203H68ZM110 204V203H109ZM120 204V202L118 203ZM167 204V203H166ZM1 205V204H0ZM10 204H5L4 207L5 208H10L9 207ZM14 205V204H12ZM47 205V204H46ZM54 205V204H53ZM56 206H59L57 204H55ZM38 206V205H37ZM41 206V205H40ZM111 206V205H110ZM3 207V205H2ZM15 207V205H14ZM105 207V206H104ZM121 207V206H119ZM12 208V207H11ZM49 207L47 206L46 209H48ZM52 208V206H51ZM50 208V209H51ZM96 208V207H95ZM121 208H125L121 207ZM121 208H119L116 211H108L106 212L105 210V214H102V218H104V220H99L98 223L101 228L104 229H109L114 231L116 230V228L121 227L120 229L122 231H120V234L125 237V238H129L133 237L134 235H136V231H140V227L142 226V218H138L136 220V223L133 222L131 225L128 224L127 222L129 220H127V215L129 214H134L135 213V209H126L124 212H120ZM166 208V207H165ZM42 209V210H41ZM57 209V207H56ZM110 209V208H109ZM108 209V210H109ZM134 209V210H133ZM150 209V208H149ZM158 209V208H157ZM185 209V208H184ZM9 210V209H8ZM54 210V209H53ZM115 210V209H114ZM160 210V209H158ZM1 211V210H0ZM4 211V210H3ZM14 211V212H15ZM49 211V210H48ZM47 211V212H48ZM104 211V209H103ZM102 211V212H103ZM163 211V210H162ZM170 211V210H169ZM4 212H7L4 211ZM101 212V213H102ZM138 212V210H137ZM2 213V212H1ZM0 213V214H1ZM63 213V212H62ZM99 213V212H98ZM100 213V214H101ZM139 213V212H138ZM161 213V212H160ZM169 213V212H168ZM14 214V213H13ZM87 214V213H86ZM93 214V213H92ZM9 215V214H8ZM15 215V214H14ZM1 216V215H0ZM56 216V215H55ZM64 216V215H63ZM135 216V215H134ZM166 216V215H165ZM28 217V218H27ZM77 217V216H76ZM75 217V218H76ZM4 218V217H3ZM14 218V217H12ZM16 218V217H15ZM14 218V220H15ZM55 218V217H53ZM52 218V219H53ZM58 217H56L55 219H57ZM66 218V217H65ZM72 218V217H71ZM170 218V217H169ZM60 219V218H59ZM69 219V218H68ZM89 219V218H88ZM129 219V218H128ZM146 219V218H145ZM20 220V219H19ZM24 220V219H23ZM30 220V219H29ZM30 220V221H31ZM39 220V219H38ZM17 221V220H16ZM34 221V220H33ZM68 221V220H67ZM77 221V220H76ZM4 222V221H3ZM25 222V221H24ZM156 222V221H155ZM18 223V222H17ZM22 222H20L21 224ZM31 223V222H29ZM35 223V222H34ZM55 226H61L62 221L61 219L59 221L54 222ZM24 224V223H23ZM21 224V225H23ZM33 224V223H32ZM74 224V223H73ZM145 224V223H144ZM159 224V223H157ZM185 224V223H184ZM4 225V224H3ZM8 226V224H6ZM52 225V224H51ZM69 225V224H68ZM75 225V224H74ZM160 225V224H159ZM11 226V223H10ZM14 226V225H13ZM26 226V225H25ZM35 226V225H34ZM53 226V225H52ZM63 226V225H62ZM61 226V227H62ZM66 226V225H65ZM64 226V227H65ZM97 226V225H96ZM2 227V226H1ZM16 227V225L14 226ZM33 227V226H31ZM63 227V228H64ZM67 227V226H66ZM73 227V226H72ZM20 228V227H19ZM39 228V227H37ZM49 228V227H48ZM47 228V229H48ZM52 228V227H51ZM70 228V227H69ZM78 228V227H77ZM146 228V227H144ZM10 229V228H9ZM14 229V228H13ZM26 229V228H24ZM32 229V228H31ZM34 229V228H33ZM53 229V228H52ZM55 229H60V234L62 233V235L64 236L66 234L69 233L68 230H64L61 229L60 227L58 228H54ZM68 229V228H67ZM74 229V227H73ZM142 229V228H141ZM162 229L163 232L165 234H167L168 236L173 237V233L178 237L181 238V233L179 231H177L174 227H172L171 225L164 223L162 225ZM12 230V229H11ZM20 230V229H19ZM45 230V229H44ZM50 230V229H49ZM53 230V231H54ZM70 230V229H69ZM80 230V229H79ZM18 231V230H17ZM33 231V230H32ZM38 231V230H37ZM36 231V232H37ZM58 231V232H59ZM147 231V230H146ZM3 232V231H1ZM34 232V231H33ZM41 232V229L40 231ZM57 232V231H55ZM108 232V231H107ZM115 232V231H114ZM142 232L145 233V229L142 230ZM253 232V231H252ZM256 232V231H255ZM22 233V231H21ZM42 233V232H41ZM44 233V232H43ZM73 233V232H72ZM71 233V234H72ZM138 233V232H137ZM141 233V232H140ZM139 233V234H140ZM259 233V232H258ZM36 234V233H35ZM52 234V233H51ZM56 234V233H55ZM119 234V232H118ZM161 234V233H160ZM159 234V235H160ZM257 234V233H255ZM261 234V233H260ZM264 234V233H263ZM17 235V234H15ZM23 235V234H22ZM42 235V234H41ZM45 235V234H43ZM47 235V234H46ZM49 235V234H48ZM57 235V234H56ZM61 235V236H62ZM70 235V234H69ZM76 235V234H75ZM259 235V234H257ZM20 236V235H19ZM26 236V235H25ZM51 236V235H50ZM60 236V237H61ZM111 236V235H110ZM121 236V237H122ZM156 236V235H155ZM162 236V235H161ZM167 236V238H169ZM197 236V235H196ZM242 236V235H241ZM7 237V236H6ZM27 237V236H26ZM78 237V236H77ZM136 237V236H135ZM134 237V238H135ZM189 237V236H188ZM192 237V236H191ZM263 237V236H262ZM18 238V237H17ZM25 238V237H24ZM33 238V237H32ZM63 238V237H62ZM66 238V237H65ZM68 238V237H67ZM119 238V237H118ZM165 238V236H164ZM216 238V237H215ZM256 238V235L255 237ZM259 238V237H257ZM14 239V238H13ZM12 239V240H13ZM39 239V238H38ZM64 239V238H63ZM132 239V238H131ZM196 239V237H195ZM208 239V238H207ZM210 239V238H209ZM10 240V241H12ZM47 240V239H46ZM53 240V239H52ZM55 240V239H54ZM138 240V239H137ZM166 240V239H165ZM251 240V239H250ZM253 240V239H252ZM5 241V240H4ZM16 241V240H14ZM13 241V242H14ZM39 241V240H38ZM63 241V240H62ZM132 241V240H131ZM168 241V240H167ZM174 241V240H173ZM201 241V239H200ZM205 241V240H204ZM3 242V241H2ZM35 242V241H33ZM32 242V243H33ZM209 242V241H208ZM255 242V241H253ZM5 243V242H4ZM3 244H0L1 246ZM129 243V242H128ZM257 243V241H256ZM8 245V242L6 243ZM11 244V243H9ZM254 244V243H253ZM263 245V244H262ZM255 246V245H253ZM189 247V246H188ZM248 247V246H247ZM251 247V246H250ZM225 248V246H224ZM234 246L232 244H228L226 250H233ZM41 249V248H40ZM173 249V248H171ZM195 250V249H194ZM203 250V249H202ZM225 250V251H226ZM227 250V251H228ZM247 250V249H246ZM248 250H251L250 248ZM247 252V251H246ZM254 252V251H252ZM215 253V252H214ZM217 253V252H216ZM231 253V252H229ZM219 254V253H217ZM226 254V253H225ZM232 254V253H231ZM248 254V253H247ZM61 255V254H60ZM220 255V254H219ZM222 255V254H221ZM228 255V254H227ZM223 256V255H222ZM221 256H217V258ZM231 257V256H229ZM222 258V257H221ZM249 258V257H248ZM19 259H23V260H29V261H33V262H37L41 263L40 261H43L44 263L47 264H76V262L74 261V259L72 257H56L53 255H49L47 253H42L40 251H38L32 244L26 243V242H16L11 246H7V247H0V264H11L13 262L18 261ZM225 259V258H224ZM223 259V260H224ZM190 260V259H189ZM248 260V259H247ZM227 261V260H226ZM22 262V261H21ZM26 262V261H25ZM24 262V263H25ZM17 263V262H16ZM97 262H95L96 264ZM22 264V263H21ZM26 264V263H25ZM31 264V263H30ZM43 264V263H42ZM93 264V263H92ZM191 264H196V260L192 258L191 260Z\"/></svg>",
	"mask_w": 264,
	"mask_h": 264
}]
</instances>
